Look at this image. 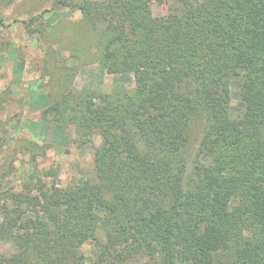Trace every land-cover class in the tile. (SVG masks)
<instances>
[{"label": "trees", "instance_id": "trees-1", "mask_svg": "<svg viewBox=\"0 0 264 264\" xmlns=\"http://www.w3.org/2000/svg\"><path fill=\"white\" fill-rule=\"evenodd\" d=\"M150 1L107 0L96 12L86 1L72 7L97 34L108 72L133 71L136 85L102 93L60 84L57 98L49 93L44 119L73 124L82 142L101 135L95 177L42 191L36 204L49 223L38 212L22 217L27 195L5 204L3 225L18 246L5 264H84L77 246L88 240L96 246L88 264H118L139 251L149 257L144 264H264V0H176L164 18L152 16ZM74 68L67 61L60 76L70 83ZM230 79L239 83L238 113ZM200 125L189 160L191 127ZM187 161L193 169L183 194ZM233 194L239 202L229 210Z\"/></svg>", "mask_w": 264, "mask_h": 264}, {"label": "rangeland", "instance_id": "rangeland-1", "mask_svg": "<svg viewBox=\"0 0 264 264\" xmlns=\"http://www.w3.org/2000/svg\"><path fill=\"white\" fill-rule=\"evenodd\" d=\"M50 1L0 0V264H5L4 259L18 251L15 239L3 225L5 204L14 206L20 194L27 195L29 203L25 200L21 203L26 211L22 217L34 218L38 212L39 218L48 222L47 214L36 204L37 199L42 200V191L63 190L95 177L94 150L101 143V135L93 134L89 141L82 142L73 124L57 125L44 119L42 112L53 103L49 93L53 92L57 98L60 84L77 90L88 87L102 93L111 90L114 84L122 90L136 85L133 71L108 72L109 58L99 55L94 44L98 41L97 34L83 25L82 12L72 8L86 1L96 12L107 0H66V6L58 8H52ZM149 7L153 17L164 18L170 8L177 9V2L152 0ZM31 15L34 18L27 24ZM104 16L107 22L108 16ZM86 51L90 52L89 56ZM69 60L76 63L70 83L60 76ZM229 96L232 112L238 113L242 102L239 103V83L234 79L229 81ZM191 128L184 152L189 160L194 158L203 137L202 125ZM143 145L141 140L137 142L140 151ZM210 159L203 154L198 156L201 162L209 163ZM185 165L180 182L183 194L189 191L187 174L193 169L191 161ZM238 202V195H230L229 210ZM62 241H57L58 249L63 246ZM69 247L64 245L65 251ZM95 250L96 246L89 240L77 246L84 264L94 259ZM224 258L230 261L231 255L227 253ZM148 259L139 251L120 258L118 264H144ZM46 263L57 264L50 259Z\"/></svg>", "mask_w": 264, "mask_h": 264}]
</instances>
